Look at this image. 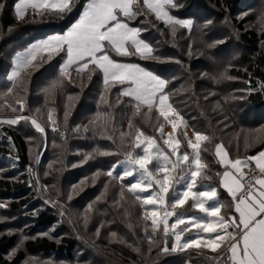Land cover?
<instances>
[{
    "label": "trees",
    "instance_id": "trees-1",
    "mask_svg": "<svg viewBox=\"0 0 264 264\" xmlns=\"http://www.w3.org/2000/svg\"><path fill=\"white\" fill-rule=\"evenodd\" d=\"M18 1L0 0V5H3V7H0V56H3L8 48L11 50V46L14 43L19 42L18 47H14L15 49L11 52L9 50L10 54L22 49L27 43L37 37L65 31L78 19L87 3V0H73L74 6L72 11L64 15L56 13L34 14L33 10L29 8L24 19L20 20L15 13V5ZM142 3L143 0H140V5L135 6V11L142 14L132 18L126 17L125 20L130 26L142 30L139 34H141V39L152 48L151 56L147 55L143 59H139L142 57L135 56L129 58L116 57L114 54L112 56L117 61L138 63L146 70L163 78L167 82L165 92L168 94L172 106L181 116H183L182 114L185 111L187 115H190V121L183 117L188 121L193 131L209 137V140L204 142L201 148V159L207 164V167L203 170L202 176L198 178V185L214 187L217 190L218 196H220L223 207L226 206L224 212L230 213V209L232 208L231 198L219 189L222 169L215 159L214 148L217 144L224 145L229 158L233 160L237 158L243 160L247 156L256 155L260 151H264V27L262 33L258 35L254 31H244L242 26L238 25L237 28L241 34L237 44L243 48V52L239 57L241 65L239 68H231L229 72L230 77L235 79V84L237 85V82H239L240 94L244 96L243 98L254 116L242 118L237 114L238 110L231 107L228 110L230 111L228 114L218 116L220 112H216L210 117L208 110L203 105L200 106L202 93L199 88L203 87V83H200V86L197 87L198 80L194 84L191 82L192 90L190 93L182 94L181 90L185 89L187 91L190 85L182 87L186 80L174 79L176 72L180 75L184 73L178 67L175 60V58H179V45L181 43L180 40L176 39V36L189 37L191 32L179 25H166L151 14L147 8L142 7ZM174 3L179 5L178 7H173L171 11L174 18L191 20L194 23L191 11L202 10L206 12L212 7L218 11L213 23L220 25L227 18L226 12L233 10L238 1L174 0ZM222 3L223 6L225 5V8L222 7L224 10H220ZM172 43L176 45L172 46ZM225 45L226 43H224L222 48ZM43 55L45 54H40L37 57ZM54 56L55 62H58V60L61 62L63 53L58 52ZM37 59L33 61L34 65L38 62ZM201 64L204 65L203 62ZM84 72L78 75L75 67H72L67 75L61 74L60 77L65 80V91L67 92L79 90V86L73 81L76 79L87 83V86L89 85L88 88H93L95 97L93 98L94 104L89 108V116L92 112H95V101L98 99V93L104 95L102 116H112L113 120L118 122L123 117L124 113L115 105L116 98L127 102L129 108L136 109L134 107L135 101L120 95L122 87L118 83L110 82L107 85L102 83L100 71L95 66L89 65V70ZM207 87L212 90L208 84ZM239 90L236 91L237 94ZM179 91L181 96L177 97L176 92ZM85 92L83 91L81 94V105H87V103H84V100L88 98L87 92ZM190 106H192L191 109H189ZM141 110L147 111L151 115L148 124H152L153 127L151 129L148 127L147 132L152 135L153 128L157 126V117L143 107ZM125 116L128 118L127 115ZM92 120L90 119L89 122ZM219 121L221 123L215 126L214 124ZM92 123L94 129L87 130L85 133H76L75 131H71L69 127V138L65 129L56 130L54 131V139L66 143L71 140L74 145L85 146L83 150L91 154L88 158V160H91L90 170L96 171L97 174L99 173L98 180L105 182L110 177L107 175L109 170H112L121 161L126 160L127 153L132 152L134 148L133 133L139 127L133 126L130 128V136L125 139L124 135H122V129L119 128V124L109 125L107 123H95V121H92ZM125 123L127 122L122 124L124 128ZM141 123L142 126L143 124L145 125L144 120ZM226 124L227 127L225 128ZM140 130L143 131L142 129ZM239 131L244 134H252L251 140L244 142L242 139L237 138L235 133ZM144 133L150 135L146 132ZM79 146H76L74 149H78ZM71 156L73 157L74 155ZM72 157L70 158L73 159ZM1 162H5L6 166L5 169L0 168L1 176H6V178L10 179L16 173H20V178L25 180L23 182L0 180V197L13 200L8 203V208L11 212L16 214L27 212L28 215L24 218L29 219L31 225L28 227L26 234L33 236L41 232L49 233L53 238H59L58 241H55L47 237H37L35 240L28 241L25 244V252L30 255L40 254L50 257L54 261H62L69 264L75 261V258L78 257L77 254H82V256L80 255V263L84 262L87 258L86 243L96 238L94 237L95 231L98 229L100 223L96 221L87 230L82 228L80 231L79 229L80 234H75L72 231L66 232L63 226L66 211L64 214L62 208H55L53 205H46L43 208L42 203H38L36 189L33 190L31 188V183L33 182L30 179L31 175L29 173L31 162L25 140L18 132L8 127L0 128V164ZM246 170L249 171V169ZM80 171L82 170L77 171V173ZM204 174H206V178ZM121 181H127L126 183L131 182L126 177ZM49 188L51 194H57L58 189L56 187L51 186ZM86 194L84 193L82 196L76 195L71 198L69 202L72 210H79L78 204L81 202L80 199ZM170 194L169 198L172 197ZM67 198L68 196H61V199L65 202H67ZM135 201L141 203V200L135 199ZM191 204L192 202L189 201L183 208L178 207L175 210L176 213L187 214V216L194 215L196 210L192 208ZM98 206L101 207V203ZM102 206H105V204L103 203ZM138 206H122L115 213L108 210L107 221L104 222L105 226L110 224V231L118 235L115 256L122 263L108 259L94 261V264H124V262L126 264H228V255L224 254V249L215 255H209L202 249L172 251L173 237L170 235L171 233L166 236L162 230L153 232L151 221L144 219L142 210L136 209ZM173 219L169 221L170 224L173 222ZM13 244L12 238H0V264H17L24 260L26 253L23 252L14 261L8 262L4 260V256ZM95 245H101V240L98 239ZM79 248L78 253L77 250ZM165 248L168 249L167 252L164 251Z\"/></svg>",
    "mask_w": 264,
    "mask_h": 264
},
{
    "label": "rangeland",
    "instance_id": "rangeland-1",
    "mask_svg": "<svg viewBox=\"0 0 264 264\" xmlns=\"http://www.w3.org/2000/svg\"><path fill=\"white\" fill-rule=\"evenodd\" d=\"M236 1H238L237 5L234 6L233 10L226 12L227 18L220 25H215L213 23L218 11L216 9L214 10L212 7V9L210 8L209 11L206 12L202 10L193 12L191 11L190 13L194 18V23L192 24L191 29L186 28L187 31L191 32V35L189 37L176 36V39L178 41L180 40L181 43L179 45V58H175V60L177 61L178 67H180L184 73L180 75L176 72L174 79H182V81L186 80L182 87H187V85H190L189 88H187V91L185 89L181 90L182 94L190 93L192 90L191 82L194 84V82L198 80L197 87L200 86V83H203V87L199 88L200 92L202 93L200 106L203 105V107L208 110L210 117H212V115L216 112H220L218 113V116L222 114H228V112H230L228 110L231 107L238 110L237 114L242 118L246 116H254V114L251 113L250 107L246 104L243 98L244 96L240 94L241 91L239 90V82H237L236 85L235 79L230 77L229 72L231 68H239L241 65V60L239 57L243 52V48L237 44V41L240 40L241 34L240 30L237 28L238 25H241L244 31H254L258 35L262 33L264 27V0ZM17 3H19V1ZM222 7L225 8L223 3L221 4L220 10ZM165 10L171 16H173L171 12L173 7L166 6ZM151 14L155 16V13L151 12ZM80 16L73 24L79 20ZM119 18L121 21L127 23L125 20L126 17L121 15ZM209 21L211 23H209ZM72 25L65 31L58 34L37 37L33 41L27 43L22 49L10 54V52L15 49L14 47H18L19 42L14 43L15 46H11V50L8 48L7 52H5L3 56H0V128H11L24 138L28 148L29 160L31 162V168L29 170L31 175L30 179L33 180L31 183V188L33 190L36 189V199L39 201L38 203H42L43 208H45L46 205H53L55 208H62L64 214L66 211L63 225L66 232L72 231L75 234H80L79 229L80 231L82 228L87 230L89 227L93 226V223L96 221L100 223L98 229L95 231L94 237L96 238H94L93 241H87L86 243V260L80 263V255L82 256V254H77L78 257H76L75 261L71 264H94V261L108 259H113L122 263V261L117 259L115 256V248L117 244L116 239L118 235H113V232L110 231L109 228L110 224L105 226L104 223L107 221L108 210L115 213V211H117L122 206L130 207L132 205H139L136 209H141L144 214V209L149 207L144 205L142 200L141 203H137L135 201V196L133 193L129 192L126 187V185L130 183L129 181V183H126L127 181L123 182L120 179L114 178L121 175L125 168L129 165L125 163L126 160L121 161L112 169L113 176H110L105 182H100V180L97 178L99 173L97 174L96 171L90 170L91 160H88V158L91 156V154L83 150L85 146L81 145L80 147L79 144L74 145L71 140L68 141V143L55 140L53 128L55 127L56 130L65 129L67 132V137L69 138V127L71 131H75L76 133H85L87 130L94 129L92 121H95V123H107L109 125L119 124V128L122 129V134H125L124 137L126 139L130 136V123L133 126L139 127L144 132L150 134L147 131L148 127H150V129L153 127L152 124H148L151 115L147 111H142L143 109L137 113L136 109L129 108L127 102L116 98L115 105L119 107L122 112L128 116V118L123 114V117L120 118L118 122L113 120L112 116H102L101 111L104 105V95L98 93V99L95 101V112H92L89 116V108H91V105L94 104L93 98L95 97V92L93 88H88L89 85L87 86V83L81 81L80 79H76L73 81H75L77 86H79V90L67 92L65 91V80L60 77L61 67L67 59L66 51H60L63 53L61 62L59 60L58 62L54 61V55L56 54L55 52L50 54V58H48V53H41L45 55L37 57L39 59L36 58L38 62L35 65L33 63V66L22 69L15 81L10 79L13 71L16 70V62L19 57L26 56L28 54V50L40 41L47 40L54 36L65 35ZM139 38L141 39V34H139ZM224 43H226V45L222 48ZM173 45L176 44L172 43V46ZM128 47L133 54H117V52L111 46L107 45L105 51L113 60L115 59L113 58L112 54H114L116 57L122 58L135 56L142 57L139 59H143L147 57V54L141 56V54L137 53L134 46L131 44H129ZM115 61L123 64L137 65L146 72H150L138 63L134 64L132 62L126 61ZM202 62L204 65L201 64ZM72 67H75V65ZM100 74L101 81L103 84H105L104 76L101 71ZM110 82H115L116 84L118 83L122 87V90L130 87V85L127 83L120 84L119 82L112 80H110L109 83ZM207 84L210 88H212V90L207 87ZM199 89L197 88L198 91ZM238 90L239 93L237 94L236 91ZM83 91L87 92L86 95L88 98L84 100V103H87V105L80 104V100L82 98L81 94ZM181 93L180 91L176 92L177 97H180ZM125 97L131 99L128 96ZM20 102L23 103L22 112H13L10 107L6 106L10 104L16 108H19ZM168 102L172 105L170 99H168ZM191 107L192 106H190L189 109H191ZM143 108L147 109L146 107ZM50 112L55 124H53L48 118ZM185 112H183L182 115L190 121V115H187ZM151 114L157 117V126L153 128V134L148 136L156 137L158 144L166 152H168L169 150L167 146L163 144L159 127L161 124H164L163 132L165 134L171 133L173 131L172 127L170 124L165 122L162 117H159L155 107L151 111ZM19 116H27L37 120V122L44 127L45 133L37 131L35 126L32 124L31 119H21L16 124L2 122L4 120L14 119ZM183 116L181 117L183 118V122L187 123V128H184L182 123L178 124L175 136L182 141L181 151H190L186 147V141H184L183 132L186 131L188 138L194 139V131ZM139 118L141 121L144 120L145 125L143 124L142 126ZM90 119L93 120L89 122ZM124 122H127L125 123V128L124 125H122ZM220 123L221 121L216 122L214 125L218 126ZM226 127L227 124L225 125V128ZM135 135L136 132L133 133V137H135ZM235 135L244 142H247L252 138V134H244L240 131L236 132ZM164 138L167 137L165 136ZM76 146H79V148L74 149ZM140 151V149H136L135 147L132 149L133 153H139ZM71 155L74 156L72 157ZM214 155L217 163L222 169L219 181V189H221V191H223L226 196L231 198L232 201V208L230 209L231 212L225 213V206L221 208V215L225 217L237 216L238 218V214L235 213L234 210V201L228 191L221 184L226 166L222 165L220 163L219 157L216 156V146L214 148ZM5 167V162H1L0 168L5 169ZM79 170L82 171L77 173ZM244 171L247 170L245 169ZM20 175V173H16L10 179L6 178V176L0 175V180L15 182L25 181L24 179L20 178ZM126 178H128L130 181L133 179L132 177ZM51 186L58 189L56 195L51 194L49 190V187ZM205 187L210 186L199 185V189ZM84 193L87 194L80 199L81 202L78 204L79 210H72L70 207L71 204L69 202L71 198L76 195L82 196ZM148 194L149 193L147 192L137 193V195L141 197L147 196ZM171 195L172 193L170 196ZM61 196H68L67 202L63 201ZM11 201L13 200L0 197V205H3V207H0V238L8 237L12 238L14 241V244L11 246V248H9L7 254L4 256V260L8 262L14 261L16 260L17 256L23 252L26 253V256L24 255V260L18 262L17 264H69L62 261H54L50 257L42 256L40 254L30 255L25 252V244L28 241L35 240L37 237H47L55 241H58L59 238H53L49 235V233L41 232L33 236L27 235L26 231L31 225V222L29 219L24 217L28 214L27 212H19L18 214L11 212L8 208V203ZM218 202L222 204L220 196H218ZM100 203L101 207L98 206ZM103 203L107 208L102 206ZM195 210L196 213L188 217H198L201 219L205 218L203 213H201L198 209ZM183 215L187 216V214ZM123 216L125 217V215ZM173 218L174 221L175 217ZM207 219L215 218L207 217ZM184 227V225L180 226V228ZM197 235L207 236L209 234H201L197 229L192 228L191 231L184 233L182 241L195 238ZM172 237L174 245V236L172 235ZM98 239L101 240V245L96 246L95 243L98 241ZM190 249L198 250L197 248H189L186 250ZM200 249L205 250L209 255H215L217 252L222 250L221 249L214 253L206 248ZM79 250L80 248L77 250L78 253ZM124 264L126 263L124 262Z\"/></svg>",
    "mask_w": 264,
    "mask_h": 264
},
{
    "label": "snow or ice",
    "instance_id": "snow-or-ice-1",
    "mask_svg": "<svg viewBox=\"0 0 264 264\" xmlns=\"http://www.w3.org/2000/svg\"><path fill=\"white\" fill-rule=\"evenodd\" d=\"M137 5H140V0H88L79 20L65 35L40 41L28 50L26 56L17 59L16 70L10 79L15 81L22 69L33 66V61L41 53H48L50 58L53 52L66 51L67 59L61 67L62 75H67L73 65L78 75L89 70V65H94L103 73L105 85L110 80L129 84L130 87L122 90L120 95L128 96L136 102V112L139 113L142 107L151 112L155 107L159 117L170 124L173 130L165 134L164 124L159 127L163 144L169 150L166 152L158 144L156 137L148 136L136 128L134 147L141 151L128 152L125 163L129 166L121 175L114 177L120 180L124 177L133 178L126 185L127 190L136 199L142 200L144 205L149 206L144 209V219L151 221L153 232L162 230L166 236L171 232L175 240L172 251L206 248L215 253L224 249V254L228 255V264H264V151L243 160H233L229 158L224 145H216V156L226 166L221 184L231 195L238 218L221 215L223 205L218 202L217 190L210 187L199 189L198 185V178L207 167L201 159V148L209 137L194 131V139H190L185 131L183 137L190 151H181L182 141L176 138L175 133L178 124L182 123L187 128V123L183 122V118L168 102V94L164 92L167 82L137 65L116 62L105 51L107 45L117 54L131 55L133 53L128 47L131 44L141 56H151L152 48L139 38L142 30L130 27L119 18L121 15L132 18L142 14L135 11ZM73 6V0H19L16 4V16L23 20L29 8L34 14L64 15L71 12ZM166 6L179 5L174 0H143L142 3V7L155 13L156 18L163 20L166 25L191 29V20L174 18L165 10ZM6 106L13 112L23 111L22 102L19 108L10 104ZM48 118L55 124L51 112ZM21 119H31L36 130L45 133L44 127L37 120L27 116L2 122L16 124ZM132 127L130 123L129 128ZM55 130L54 127L53 131ZM253 164L260 175H249L244 171L249 169L251 173ZM107 175L113 176V171L110 170ZM204 175L206 178V174ZM145 192L149 194L143 197L137 195ZM189 201L193 208L204 214V219L176 213L178 207L183 208ZM173 217L175 220L170 224ZM181 225L185 227L180 228ZM192 228L209 235H197L182 241L184 233ZM164 251L167 252L168 249L165 248Z\"/></svg>",
    "mask_w": 264,
    "mask_h": 264
},
{
    "label": "built area",
    "instance_id": "built-area-1",
    "mask_svg": "<svg viewBox=\"0 0 264 264\" xmlns=\"http://www.w3.org/2000/svg\"><path fill=\"white\" fill-rule=\"evenodd\" d=\"M246 173H248L249 175H251V174H253V173H254L255 175H257V176L260 175L259 172H258V170L255 169V167L252 168V172H251V173H250L249 171H246Z\"/></svg>",
    "mask_w": 264,
    "mask_h": 264
},
{
    "label": "crops",
    "instance_id": "crops-1",
    "mask_svg": "<svg viewBox=\"0 0 264 264\" xmlns=\"http://www.w3.org/2000/svg\"><path fill=\"white\" fill-rule=\"evenodd\" d=\"M252 166H254V165H252ZM246 172V171H245Z\"/></svg>",
    "mask_w": 264,
    "mask_h": 264
}]
</instances>
